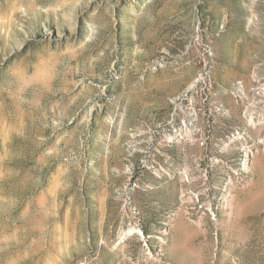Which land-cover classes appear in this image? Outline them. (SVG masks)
I'll list each match as a JSON object with an SVG mask.
<instances>
[{
    "label": "rangeland",
    "instance_id": "obj_1",
    "mask_svg": "<svg viewBox=\"0 0 264 264\" xmlns=\"http://www.w3.org/2000/svg\"><path fill=\"white\" fill-rule=\"evenodd\" d=\"M207 60L205 147L133 152ZM256 69L264 0H0V264H264V125L229 94Z\"/></svg>",
    "mask_w": 264,
    "mask_h": 264
},
{
    "label": "built area",
    "instance_id": "obj_2",
    "mask_svg": "<svg viewBox=\"0 0 264 264\" xmlns=\"http://www.w3.org/2000/svg\"><path fill=\"white\" fill-rule=\"evenodd\" d=\"M255 21V17L249 19L250 24ZM205 49L210 56L211 47L207 45ZM211 91L212 64L207 60L203 61L195 78L184 89L168 98L169 113L164 121L155 127H147L146 130H132V151H136L134 148L140 149L141 157L149 158L150 151L143 149L141 142L151 144L154 138L159 139L160 146L188 143L205 147L210 134L208 125L213 124L216 118L228 114L227 107L215 100ZM229 94L239 106L241 119L246 127L264 125V73L259 69L253 70L249 75V84L237 82L229 89ZM205 120L207 126H204ZM244 135L241 130H236L229 143L244 140Z\"/></svg>",
    "mask_w": 264,
    "mask_h": 264
},
{
    "label": "bare ground",
    "instance_id": "obj_3",
    "mask_svg": "<svg viewBox=\"0 0 264 264\" xmlns=\"http://www.w3.org/2000/svg\"><path fill=\"white\" fill-rule=\"evenodd\" d=\"M244 159H245V157H244ZM244 159H243V160H244ZM242 164H243V163H242Z\"/></svg>",
    "mask_w": 264,
    "mask_h": 264
}]
</instances>
